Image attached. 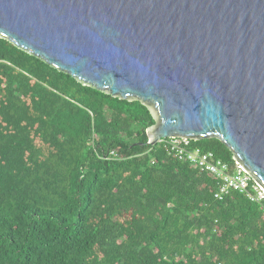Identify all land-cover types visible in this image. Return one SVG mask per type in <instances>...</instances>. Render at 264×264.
<instances>
[{
    "label": "trees",
    "instance_id": "1",
    "mask_svg": "<svg viewBox=\"0 0 264 264\" xmlns=\"http://www.w3.org/2000/svg\"><path fill=\"white\" fill-rule=\"evenodd\" d=\"M155 123L0 35V264H264V202L215 198L149 143ZM193 144L234 163L218 139Z\"/></svg>",
    "mask_w": 264,
    "mask_h": 264
},
{
    "label": "water",
    "instance_id": "2",
    "mask_svg": "<svg viewBox=\"0 0 264 264\" xmlns=\"http://www.w3.org/2000/svg\"><path fill=\"white\" fill-rule=\"evenodd\" d=\"M0 35L140 100L167 138H215L264 187V0H0Z\"/></svg>",
    "mask_w": 264,
    "mask_h": 264
},
{
    "label": "built area",
    "instance_id": "3",
    "mask_svg": "<svg viewBox=\"0 0 264 264\" xmlns=\"http://www.w3.org/2000/svg\"><path fill=\"white\" fill-rule=\"evenodd\" d=\"M194 140L187 138L164 139L167 152L179 160L196 165L201 173L217 181L215 198L223 199L233 192L245 195L251 202H264V187L257 183L247 168L236 161L230 164L217 158L211 151L195 147Z\"/></svg>",
    "mask_w": 264,
    "mask_h": 264
}]
</instances>
